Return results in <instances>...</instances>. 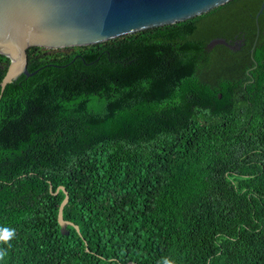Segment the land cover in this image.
Instances as JSON below:
<instances>
[{
  "label": "trees",
  "instance_id": "obj_1",
  "mask_svg": "<svg viewBox=\"0 0 264 264\" xmlns=\"http://www.w3.org/2000/svg\"><path fill=\"white\" fill-rule=\"evenodd\" d=\"M260 2L27 47L0 95V264H264Z\"/></svg>",
  "mask_w": 264,
  "mask_h": 264
},
{
  "label": "water",
  "instance_id": "obj_2",
  "mask_svg": "<svg viewBox=\"0 0 264 264\" xmlns=\"http://www.w3.org/2000/svg\"><path fill=\"white\" fill-rule=\"evenodd\" d=\"M227 0H0V54L9 58L0 79V95L7 83L19 75H32L26 69L28 46L60 48L85 46L158 26L173 24L226 2ZM261 0L254 19L261 12ZM257 31V29H256ZM215 44L236 49L239 40L210 39ZM251 51V49H250ZM51 185L48 182V190ZM63 191L56 213L60 233L69 224L61 210L67 193L60 185L51 194ZM75 230L77 227L74 226ZM86 250V248H85ZM128 263V262H127Z\"/></svg>",
  "mask_w": 264,
  "mask_h": 264
},
{
  "label": "clouds",
  "instance_id": "obj_3",
  "mask_svg": "<svg viewBox=\"0 0 264 264\" xmlns=\"http://www.w3.org/2000/svg\"><path fill=\"white\" fill-rule=\"evenodd\" d=\"M13 233L5 230L3 234H0V241H7ZM6 255V251L3 249H0V259H3V257ZM164 264H174L173 261L165 259Z\"/></svg>",
  "mask_w": 264,
  "mask_h": 264
},
{
  "label": "rangeland",
  "instance_id": "obj_4",
  "mask_svg": "<svg viewBox=\"0 0 264 264\" xmlns=\"http://www.w3.org/2000/svg\"><path fill=\"white\" fill-rule=\"evenodd\" d=\"M61 48H64V47H60V48H51V49H61Z\"/></svg>",
  "mask_w": 264,
  "mask_h": 264
}]
</instances>
